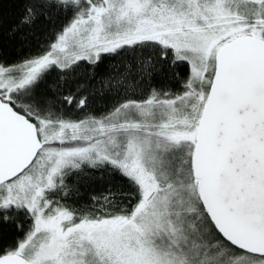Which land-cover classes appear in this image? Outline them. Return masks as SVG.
I'll return each mask as SVG.
<instances>
[{
	"label": "snow or ice",
	"instance_id": "1",
	"mask_svg": "<svg viewBox=\"0 0 264 264\" xmlns=\"http://www.w3.org/2000/svg\"><path fill=\"white\" fill-rule=\"evenodd\" d=\"M0 264H264V0H0Z\"/></svg>",
	"mask_w": 264,
	"mask_h": 264
},
{
	"label": "trees",
	"instance_id": "2",
	"mask_svg": "<svg viewBox=\"0 0 264 264\" xmlns=\"http://www.w3.org/2000/svg\"><path fill=\"white\" fill-rule=\"evenodd\" d=\"M5 11H6V16H7V18H8V20H13V19H15V17H16V15H17V13H18V11H19V9L17 8V7H14L11 3H8V4H6L5 5ZM60 22H62V17L60 18V20H58L57 21V26H58V24L60 23ZM44 27H46V28H51L52 27V25H49V24H46L45 23V25H44ZM28 49L26 48L25 49V51H27ZM19 53H20V48H19V46L17 45V46H10L9 48H8V56H7V58L8 59H15L18 55H19ZM55 77V73H53V78ZM81 82H83V81H81ZM103 101H100L99 99H97V101H96V104L97 105H100V106H102L103 105ZM95 106V105H94ZM70 202H72V201H70ZM76 203H79V201H75ZM20 219L21 220H24V217L23 216H21L20 217ZM25 223H27V221H25ZM9 241H11L12 239H14V238H18V236H17V234L13 231V232H10L9 233Z\"/></svg>",
	"mask_w": 264,
	"mask_h": 264
}]
</instances>
